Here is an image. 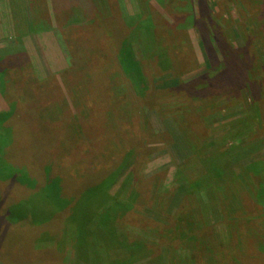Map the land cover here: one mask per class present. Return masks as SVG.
Returning a JSON list of instances; mask_svg holds the SVG:
<instances>
[{
	"label": "rangeland",
	"instance_id": "1",
	"mask_svg": "<svg viewBox=\"0 0 264 264\" xmlns=\"http://www.w3.org/2000/svg\"><path fill=\"white\" fill-rule=\"evenodd\" d=\"M135 15H143L139 24L155 22L150 43L124 48L129 61L141 63L132 72L137 80L118 63L128 40L120 27ZM13 43L27 67L18 68L14 90L0 81L1 112L18 101L27 107L28 97L19 100L22 91L15 90L28 78L58 85L33 92L32 113L11 121L21 127L17 151L25 163L53 160L28 167L36 188L0 183L2 196L14 189L0 206V264H185L187 245L164 236L171 228L188 229L178 220L182 215L213 230L216 263L264 257V0H0V48ZM108 62L116 67L110 70ZM66 76L75 78L67 81L78 106ZM60 89L72 115L87 107L100 113L86 131V152L94 158L72 179L65 176L64 199L119 170L108 188L117 203L97 200L77 209L76 219L88 215L92 222L83 244L73 240L77 225L69 237L72 202L42 226L7 220L16 199L27 200L64 176L57 165L70 168L61 122L45 121L40 112ZM249 237L258 241L252 252L226 256L240 239L249 247Z\"/></svg>",
	"mask_w": 264,
	"mask_h": 264
},
{
	"label": "trees",
	"instance_id": "2",
	"mask_svg": "<svg viewBox=\"0 0 264 264\" xmlns=\"http://www.w3.org/2000/svg\"><path fill=\"white\" fill-rule=\"evenodd\" d=\"M36 18L37 17L34 16V19ZM139 18H143V15H135V16L126 17L124 18V24H122V28L120 27L125 40L126 38L128 40H132V38H134V40L131 41L133 43H129V41L126 40V43L123 44V47H122L123 55H125L124 48L127 49V46L129 47V45L131 44H133L132 47L135 50L136 48L134 47V45L137 44V46H139L138 43H145V40L147 43H150L149 40L152 41L151 36L153 35V29H154L155 22H153V20H144L143 24L142 22L141 24H139V20H138ZM135 23L137 24L136 29H134ZM139 27H141V30L144 31L142 34H139L141 31V30L138 31ZM80 46H83V45H79L78 47ZM132 47L130 48L131 50H132ZM16 49H18V43H13V44H10L9 46H4L3 48H0V81L2 82L1 84H3L5 88L8 90L10 87L13 89L16 85L15 80L18 78V75L20 74L18 73L20 72L18 71V68L21 65H23V69H26L27 67V65L24 64V63L27 64V62L26 61L24 62L21 59V57L15 53ZM128 54L129 52L126 53L125 56H123L122 61L118 60V63L120 66L118 64L117 65L123 68L126 74L128 76L130 75V77L134 79L133 77L134 75L132 72L137 71L140 61H137V62L133 60L129 61L128 56H127ZM108 65L110 66V70L116 67V65L112 64V62L110 63L108 62L107 66ZM68 78H70L71 80H75V78L74 76L72 77L66 76V81L64 78L63 80H64V84L67 86L66 88L69 89L68 92H69L70 99L72 100V102H74L76 106H78V100H77V97L75 96L76 94L74 93L75 89H73V87L71 86L72 83L67 81ZM134 80H137V79L135 78ZM24 82H25V85H23L22 87L21 86L18 87V89L15 91H22L21 95L19 96V100H20V97L22 96H25V98L28 97L27 107L19 108V101H18V102H14L12 110L2 111V112L0 111V183L2 182L8 183V181L11 180L14 183L9 182L10 186L15 187L16 185L17 186L23 185V187L30 186L31 188H36L38 185L37 180L30 176L29 174L30 169L28 167L31 166V167H34V169L39 168L47 164V162H52L53 159L51 158H47V160L41 159L36 165L33 163H31V165L25 163L22 160V154L20 153V151H17V144L19 143V141H17L16 138H17V132H18L17 128L19 127L18 126L13 127V125L11 124V121L12 120L15 121L14 119L16 118V120L20 123L22 120L26 119V117L30 113H32V108H30L29 105L32 103V97L35 95L33 94V92L37 93L41 89H47V87H51V86H52V89L54 90V86L57 87L58 82L55 79H52V81L51 79L50 80L47 79L44 81L42 80L30 81L29 78L25 80ZM138 85L140 86V84ZM60 91L61 92L58 93L60 95L51 98L52 99L51 104L48 102L47 110H43L41 108L40 112L44 111L46 112V114L44 115V117H42L41 115L40 116L45 121L53 120L52 122H55L54 124H56L58 121L61 122V130L63 134L62 141H63V145L65 146L64 150L62 151L63 152L62 156L66 157L65 159L67 160L65 162L68 163L67 167H70V168L66 169L63 167L61 169L60 166L57 165L56 166L57 173L60 171L59 174L64 175V176L63 177L59 176V177L54 178L53 180H48L45 183L43 188L35 192V194H33V196L27 200L19 201L20 199H16V201L12 203L8 208L7 220L9 219L12 223L17 224L23 219H30L32 223H34L35 225L36 224L45 225L49 223L55 215H58L57 211L61 212V210H65L66 207L68 208V206L72 202L73 214H72V218L69 221L71 222L69 237L71 238L75 234V231H76L75 225H77L78 226V231H77L78 233L76 232L77 237L75 239V237L73 236L74 238L73 240L78 241L77 242L78 244L80 243L83 244V242H85L86 240L84 237L85 235L84 231L89 230V227L92 222L90 221L91 219L88 217V215L85 217H82V220H81V217L76 219L77 209L81 205H82V209H84L86 206L90 205L92 202H96L97 200L99 201L104 200L103 201L104 204H107L111 200H112V203H117L119 201V199H117L118 196L116 194L112 195L108 191V188L111 186V184H113V182L115 183L116 180L118 179L119 170L112 172L110 176L104 178L103 180H99L97 182L95 181L91 186L84 187L85 189L82 192V194L79 196H76L75 198L72 197L70 201L64 199V196H63L64 192H63V188L61 185L65 179V176H68V177L70 176V178L72 179L73 172H75L76 170L78 171V168L81 165L83 166V168L85 166H89V164L91 163L90 161L91 158H94L93 155L91 156L89 153L86 152L88 149L87 147L89 143L88 135H86V131L88 129V126L90 125L89 119H91L92 121L97 120L96 118L100 116V113H97L94 109L92 108L90 109L89 107H87L85 109L79 108L77 111V114L72 115L69 108H65L63 106L64 104H62V101H63L64 95L61 89ZM11 93L13 94V92ZM104 94L108 95V102L110 105L108 109V114H109L110 109H112L111 108V96L107 94V92H105ZM196 95L198 96V94ZM24 100L25 99L22 98L21 102L23 103ZM193 102L195 103V101ZM85 110H88V111H85ZM193 122H195V119H193ZM86 153L89 156L86 155ZM70 154L72 156H70ZM17 165H19L20 167ZM48 165H50V163H48ZM50 166L51 168L53 167L52 165ZM95 166H97L96 163H95ZM62 170H71V171L68 172L69 174H66ZM75 176L77 175L75 174ZM79 179H80V176H79ZM73 182H76V181H73ZM13 191H14L13 188H8L6 192L7 195L5 196L0 195V206H3V205L5 206V204H7V203H4L2 199L8 200L10 198L8 197L9 194L10 193L12 194ZM261 192H264L263 188L261 189ZM57 199L60 200L61 205L54 204V201H56ZM100 203L102 202H99V204ZM44 204L46 205L45 207L43 206ZM108 204H111V202H109ZM118 204L121 205V202ZM107 210L111 212L112 206H110ZM43 211L47 212L45 216H44ZM40 215H41V218L38 217ZM108 218H109V222L115 223L114 221H112L110 216ZM183 218L184 216L182 215L181 218L178 220L184 222V224L187 223L186 224L188 227L187 230L183 228H179V229L171 228V230H168L167 234L164 235L168 239L179 238L182 242H184V244L187 245L186 251L188 252V255L186 259L182 260L183 263L187 264L188 262L191 264H207V263L208 264H218L215 261V259H217L218 257L216 256V243L214 240V236L212 235L213 230L209 229L208 227L207 228L203 227L200 229L199 226H201L202 224L200 225L196 223L195 221L197 220L195 218L192 220L187 219V217L186 219H183ZM3 220L6 221V219L4 218ZM180 230H182V233L180 232ZM116 232L119 233L117 234V237L122 236V240L125 239V243L127 247L131 245L129 242L128 243L126 242L128 238L127 237L128 234H126V232H122V235L120 234V231H117V229H116ZM153 233L157 234L158 231L156 230ZM44 240H46V238H44ZM247 240H250V242L248 243L249 247L248 245L246 247L245 242L240 239L238 240V245H235V247L231 248L229 253L226 256L229 257V256H233L234 254H236L237 257L238 255L240 256V254L237 253L238 249H240V251L245 250L244 253L252 252L251 251L253 250L252 243L256 245L258 241L253 240V237H249ZM32 255H35V254L32 253ZM257 257H259V259H255L254 261L252 260V262H249L248 264H264V257H260L259 255H257ZM177 263L178 261H176V264Z\"/></svg>",
	"mask_w": 264,
	"mask_h": 264
}]
</instances>
